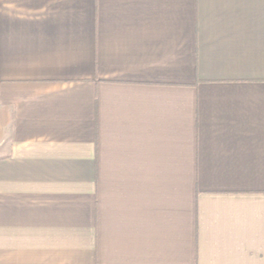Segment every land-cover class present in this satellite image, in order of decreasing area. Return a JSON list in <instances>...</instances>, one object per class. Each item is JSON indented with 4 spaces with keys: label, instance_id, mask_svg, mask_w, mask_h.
<instances>
[{
    "label": "crops",
    "instance_id": "crops-1",
    "mask_svg": "<svg viewBox=\"0 0 264 264\" xmlns=\"http://www.w3.org/2000/svg\"><path fill=\"white\" fill-rule=\"evenodd\" d=\"M0 264H264V0H0Z\"/></svg>",
    "mask_w": 264,
    "mask_h": 264
}]
</instances>
